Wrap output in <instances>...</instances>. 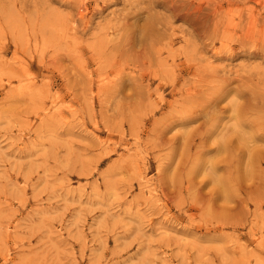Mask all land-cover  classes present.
<instances>
[{
	"label": "rangeland",
	"instance_id": "1",
	"mask_svg": "<svg viewBox=\"0 0 264 264\" xmlns=\"http://www.w3.org/2000/svg\"><path fill=\"white\" fill-rule=\"evenodd\" d=\"M263 103L264 0H0V264H264Z\"/></svg>",
	"mask_w": 264,
	"mask_h": 264
},
{
	"label": "bare ground",
	"instance_id": "2",
	"mask_svg": "<svg viewBox=\"0 0 264 264\" xmlns=\"http://www.w3.org/2000/svg\"><path fill=\"white\" fill-rule=\"evenodd\" d=\"M175 5L174 4H172V5H170L169 6V8H170V10H172V11H179V7H180V5L178 6V7H174ZM181 8H182V6H181ZM194 11H201V9L199 8V7H196V8H194L193 9ZM225 48H227V46H225L224 44H221V50H223V49H225ZM250 55L252 54L251 52L249 53ZM253 55V54H252ZM258 54H255V56H257ZM172 82H174L175 81V78H172ZM242 84V83H241ZM240 95V97H242V98H246V95H245V93L244 92H242V91H239L238 92V96ZM249 97H251V100H256V99H253L254 97L252 96V94L250 95L249 94ZM264 104V103H263ZM253 108H254V101H251V104H250ZM233 110L234 111H232L237 117L239 116V115H241L240 114V112H243V111H247L248 109H244V108H240V107H238L237 106V104L234 106V108H233ZM230 121H232V124H233V122H234V125L232 126L233 128L231 129V131L232 130H234V127H236L237 126V119H235V121H233L232 119H229ZM234 133V132H233ZM234 134H236V133H234ZM237 135V134H236ZM238 136V135H237ZM239 137V136H238ZM232 137H231V135L228 133H225V134H223V136L219 139V141L216 143V145H215V147H216V150L217 151H219L220 152V150L221 151H223L224 152V154H227V153H229V152H231V150H233V151H235V150H237L239 147H238V143L236 142V144L234 145V146H232V142H229V146H228V142L227 141H230V139H231ZM258 138H260L261 139V136L259 135V137ZM204 138L202 139L201 138V142L203 143L204 142ZM253 140V139H252ZM220 142V143H219ZM220 144V145H219ZM249 144H250V142H244V147H245V151L247 152V154H246V156H248V160H250V159H252L253 157H252V151L250 152V148H249ZM241 146V145H240ZM231 147V148H230ZM237 155H239V153H236ZM227 158L228 159H230L231 157H230V155H228L227 154ZM248 166H246V168H247Z\"/></svg>",
	"mask_w": 264,
	"mask_h": 264
}]
</instances>
